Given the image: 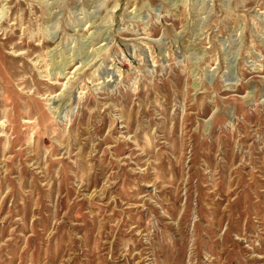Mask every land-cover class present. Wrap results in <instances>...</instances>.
<instances>
[{
  "label": "rangeland",
  "instance_id": "374dc122",
  "mask_svg": "<svg viewBox=\"0 0 264 264\" xmlns=\"http://www.w3.org/2000/svg\"><path fill=\"white\" fill-rule=\"evenodd\" d=\"M0 264H264V0H0Z\"/></svg>",
  "mask_w": 264,
  "mask_h": 264
},
{
  "label": "bare ground",
  "instance_id": "6f19581e",
  "mask_svg": "<svg viewBox=\"0 0 264 264\" xmlns=\"http://www.w3.org/2000/svg\"><path fill=\"white\" fill-rule=\"evenodd\" d=\"M56 101V100H55Z\"/></svg>",
  "mask_w": 264,
  "mask_h": 264
}]
</instances>
